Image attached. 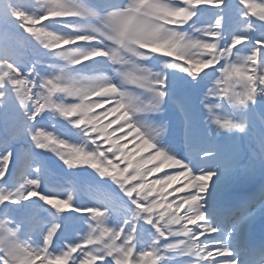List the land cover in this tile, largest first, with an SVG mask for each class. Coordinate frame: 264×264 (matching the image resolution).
<instances>
[{"label":"snow or ice","instance_id":"1","mask_svg":"<svg viewBox=\"0 0 264 264\" xmlns=\"http://www.w3.org/2000/svg\"><path fill=\"white\" fill-rule=\"evenodd\" d=\"M230 6L0 0V264H264V0H236L234 19ZM197 10L216 17L192 35L184 26ZM153 55L189 79L153 75L136 63ZM44 56L62 66L42 74ZM105 61L113 77L72 74ZM209 82L194 107L191 97ZM126 85L151 94L149 102ZM216 101L238 115L217 114ZM161 105L179 116L183 159L157 147L168 129L149 115ZM46 111L81 129L92 148L40 130ZM35 149L55 153L69 170L86 166L110 179L126 200L123 214L110 202L77 207L72 194L41 191ZM250 181L252 195L234 193ZM43 206L79 220L45 227ZM32 232L36 246L21 239Z\"/></svg>","mask_w":264,"mask_h":264},{"label":"rangeland","instance_id":"2","mask_svg":"<svg viewBox=\"0 0 264 264\" xmlns=\"http://www.w3.org/2000/svg\"><path fill=\"white\" fill-rule=\"evenodd\" d=\"M46 153L47 158L49 157L50 161L53 162V165L56 167V171L55 174L56 175H67L70 177H73V179L75 180L76 178L79 177H90V173H89V169L88 167H78L75 169H71L69 170L64 164L63 162L60 160L59 156H57L55 153L51 152V151H44ZM23 236V235H22ZM34 242V241H32ZM37 245V244H35Z\"/></svg>","mask_w":264,"mask_h":264},{"label":"bare ground","instance_id":"3","mask_svg":"<svg viewBox=\"0 0 264 264\" xmlns=\"http://www.w3.org/2000/svg\"><path fill=\"white\" fill-rule=\"evenodd\" d=\"M226 2H230L231 6H230L228 11H229V15L234 19L237 16V14H238V10L235 7L236 0H226ZM253 2H258V1L257 0H253ZM197 14L204 15V17L206 19L203 16H200L199 19H194V17H193V20L190 21L189 23L193 22L194 24H202V23L211 24L214 21L215 17H216V10H208V11H204V12H201V11L197 10ZM248 54H250V53H248ZM241 55H245L244 52H242ZM72 127H73V125H72ZM158 143H157V147H158ZM131 147H132V145L129 144V149H131ZM163 149L165 151H167L170 155H174V157H175V154H174L173 150L167 149V148H163ZM157 175H162V173H158Z\"/></svg>","mask_w":264,"mask_h":264}]
</instances>
